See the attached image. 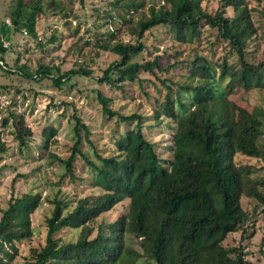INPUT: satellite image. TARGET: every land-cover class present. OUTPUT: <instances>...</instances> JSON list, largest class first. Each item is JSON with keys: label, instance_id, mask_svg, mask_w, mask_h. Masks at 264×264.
<instances>
[{"label": "trees", "instance_id": "obj_1", "mask_svg": "<svg viewBox=\"0 0 264 264\" xmlns=\"http://www.w3.org/2000/svg\"><path fill=\"white\" fill-rule=\"evenodd\" d=\"M145 1L148 0H115L114 5L124 2L129 9H136ZM204 1L207 0H164L157 8L149 6L148 15L130 27L131 33L140 38L145 31L163 24L173 39L191 43L200 37L205 23L216 39L228 42L237 54L236 62L228 63L225 57L212 61L209 56L195 53L172 63V68L186 69L183 81L160 79L167 91L153 116L156 121L167 117L175 124L169 160L162 159L154 144L145 138L141 117L134 113L119 115L122 122L134 120L135 124L114 140L116 153L107 156L95 151L96 159H91L81 149L82 138L89 139L90 131L74 111L75 140L69 156L63 159L54 153L48 155L64 166L61 178L67 175L70 181L76 178L83 182L81 176L75 175L79 158L90 169L89 186L101 192L76 195L74 199L60 197L56 192L48 199L51 210L45 218L43 241L31 250L33 260L29 264H254L246 258L243 246L223 242L230 233H244L251 219L242 207L243 196L255 199L264 212V174L255 175L257 166L235 159L240 154L264 161L259 142L264 137V112L248 111L237 100L253 87L264 85V60L254 63L247 55L246 48L257 29L246 0H219L220 6L213 11L206 9ZM50 5L58 7L55 0H16L10 15L14 29L24 27L29 36L36 37L37 15ZM6 34L1 25L0 51L7 49L1 42ZM102 36L95 37V45L101 47ZM51 37L56 40L55 35ZM106 37V47L118 55V60L103 70L97 78L99 82L115 85L135 81L143 72L156 76V70H169L158 57L134 62L143 48L140 41L113 42V32ZM0 62L5 73L11 72L2 56ZM77 66L51 80L60 86L72 74L91 75L84 62ZM53 68L59 70L41 64L36 70L41 74L35 77L51 76ZM111 73H117L118 78ZM97 98L105 113L116 114L108 107V97L97 92ZM10 118L17 122L18 147L25 148L32 131L23 116L13 113L0 118V127L7 126ZM46 131L56 142V130L48 127ZM6 150L0 130V157ZM124 199L129 200L126 213L111 222H96L100 214ZM40 203L39 193L27 192L8 200L0 217V264H12L16 243L32 237L31 215ZM65 228H80L75 240L55 237ZM128 239L136 240V248ZM260 246L264 254V235Z\"/></svg>", "mask_w": 264, "mask_h": 264}, {"label": "rangeland", "instance_id": "obj_2", "mask_svg": "<svg viewBox=\"0 0 264 264\" xmlns=\"http://www.w3.org/2000/svg\"><path fill=\"white\" fill-rule=\"evenodd\" d=\"M15 1L0 0V27L4 25L7 33L2 38V44L8 43L7 49L0 51V57L7 69L11 70L5 73L0 67V118L10 113L16 117L23 116L32 137L25 148L19 149L18 139L15 138L17 122L15 124L10 118L7 126L0 127L2 139L7 144L6 152L0 157V217L11 196L27 192L40 194L41 203L31 215L33 235L17 242V251H12V264H29L33 260L31 250L38 248L43 241L45 218L51 210L47 200L56 192L58 196L68 199L80 194L97 195L101 192L99 188L89 186L90 169L79 158L75 162V175L81 176L83 182L76 178L70 181L67 175L61 178L65 172L64 166L48 155V152L54 153L63 159L69 156L70 146L75 140L72 113L75 111L90 131L89 139L82 138L81 149L91 159H96L95 151L107 156L116 153L114 140L119 133L135 124L134 120L122 122L119 115L134 113L141 117V130L145 138L154 144L162 159L169 160L175 124L167 117L156 121L153 116L167 91L160 79L168 78L175 83L183 81L186 69L179 66L172 68V63L191 58L195 53L209 56L212 61L225 57L228 63L236 62L237 54L231 51L227 41L216 39L213 30L207 28L205 23L200 28V37L191 43L173 39L168 26L163 24L145 31L140 38L131 33L130 27L143 15H148L149 6L157 8L164 0H148L136 9H129L124 2L114 5L115 0H55L57 9L50 5L37 15L36 37L29 36L24 27L14 29L10 15ZM246 2L257 29L246 50L247 55L255 60L254 63H258L264 60V0ZM203 5L208 11L220 6L219 0H207ZM227 13L231 14L230 8H227ZM110 32L114 33L113 42L133 44L140 41L143 44L142 50L133 58L134 62L142 63L158 57L160 64L169 70L155 69L156 76L143 72L135 81L116 82L115 85L99 82L97 78L103 75V70L118 60V55L106 47L109 41L106 34ZM98 34H103L101 47L95 45ZM51 35H55L56 40L52 41ZM178 51L181 54H177ZM81 62L92 71L91 75L72 74L60 86L51 80L52 76L59 77L70 69L78 68ZM41 64L59 70L53 68L51 76L35 77L41 74L36 73ZM19 66L23 67L22 71L18 70ZM111 76L118 78L117 73H111ZM170 85L174 87V83ZM97 92L109 98L108 107L116 114L109 115L102 110ZM237 100L248 111L258 109L264 112V85L253 87ZM48 127L56 130L53 137L56 142H52V137L48 136ZM88 140L92 141L93 146ZM259 142L264 149V137ZM235 159L257 166L259 171L255 175L264 174V161L260 158L237 154ZM128 202V199H124L117 203L111 210L100 214L96 222L115 220L127 212ZM241 202L242 207L251 214V219L246 223L244 233L241 230L230 233L223 243L243 246L249 261L264 264L260 246L264 235V212L253 198L243 196ZM79 231L80 228H65L55 237H61L63 241L75 240ZM241 234H244L243 239ZM128 243L135 248L137 246L136 240L128 239Z\"/></svg>", "mask_w": 264, "mask_h": 264}, {"label": "built area", "instance_id": "obj_3", "mask_svg": "<svg viewBox=\"0 0 264 264\" xmlns=\"http://www.w3.org/2000/svg\"><path fill=\"white\" fill-rule=\"evenodd\" d=\"M1 42H2V38H1ZM2 45H3L4 47H8V43H5V42H4ZM1 63H2V62H1Z\"/></svg>", "mask_w": 264, "mask_h": 264}]
</instances>
